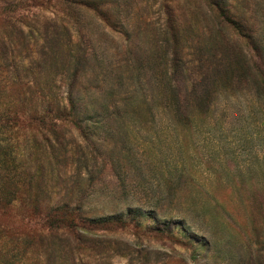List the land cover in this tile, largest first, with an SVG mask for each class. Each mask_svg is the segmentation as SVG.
Masks as SVG:
<instances>
[{
    "label": "rangeland",
    "instance_id": "rangeland-1",
    "mask_svg": "<svg viewBox=\"0 0 264 264\" xmlns=\"http://www.w3.org/2000/svg\"><path fill=\"white\" fill-rule=\"evenodd\" d=\"M57 2L0 12L11 70L0 72V103L34 91L17 73L51 83L36 93L72 89L85 119L80 129L60 123L56 136L0 121V172L15 173L18 190L0 203V264H264V232L256 243L251 230L261 199L238 180L264 175V100L254 96L264 0H88L68 22L64 74L61 43L40 37L62 17ZM185 110L189 123L178 120ZM64 203L90 218L131 207L143 225L72 220L74 232L61 227L55 239L46 218ZM167 222L173 235L154 229Z\"/></svg>",
    "mask_w": 264,
    "mask_h": 264
},
{
    "label": "trees",
    "instance_id": "trees-1",
    "mask_svg": "<svg viewBox=\"0 0 264 264\" xmlns=\"http://www.w3.org/2000/svg\"><path fill=\"white\" fill-rule=\"evenodd\" d=\"M33 2L35 5L39 6L45 3H49L50 0H0V12L3 15L7 16L9 12L14 11V6H17L19 9L25 8L28 6H33ZM13 5V6H12ZM57 5L60 7L62 11V17L58 20V23L50 24L44 27V32L40 35L41 40L43 43L49 45L51 40H57L60 44V51H61V66L60 72L64 74L68 72V61L69 59H73V51H74V42L72 37H70V26L68 22L73 18L72 11H74L73 7H78L80 9H84L88 7V0H58ZM2 10V11H1ZM79 23V19L75 20V25ZM236 25L238 31H241L242 34L245 36L246 33H243L242 26L238 24V22H233ZM54 26L55 33L54 35L57 38L53 37L49 31V28ZM78 36L83 41V36L80 30L77 29ZM251 46L253 50L256 51V55L260 54V49L257 46L256 39L253 35L249 34L248 36ZM49 43V44H48ZM44 47V45H43ZM6 47L1 49L0 51V72L9 74L11 71L8 66L7 56L5 55V51L2 52ZM65 57V60L64 58ZM13 69V68H12ZM16 72V69L14 70ZM79 71H74L72 77H76ZM255 91L254 96L256 98H261L264 100V64L263 66H255ZM14 79L17 84L22 86H26L29 89H33L34 91L29 92L30 95H17L9 102L4 104L0 103V121L3 123L12 122L16 123H34L36 125L47 127L50 131L53 130L54 135H57L55 132L57 126L60 123H72L77 128H82V122L85 119L82 117L81 114L78 112V104L81 101L80 97L76 95L72 89L70 92L65 96L61 97L60 95L54 93H43L38 92L36 90L39 88L49 87L51 83L47 80H40V79H22L21 75L14 73ZM78 79V78H77ZM5 80V79H4ZM10 80V79H9ZM208 91L207 94H209ZM28 105L29 108H23V106ZM198 105H204V101L200 100ZM180 116L178 120L189 123L192 121L191 119V111H186L181 113L178 112ZM90 118H86L88 120ZM46 141L48 138L46 136L43 137ZM7 165L8 166V159L3 157L0 158V166ZM1 169H4L3 166ZM17 176L15 173L11 175L6 172H0V203L4 205L11 203L10 196H13L15 192L18 190H10V183H15ZM240 180L241 183H246L248 186L249 182L253 183L254 185V192L255 197L258 196L261 199V203L256 206L255 211L252 214L251 219V230L254 236L256 237V243H261L260 237L264 232V186L262 188L261 183L264 184V175L263 174H253L251 176L242 175ZM260 185V186H259ZM52 214H50L47 218V225L50 227L51 235L55 239L57 238V230L62 229L61 227H67L71 231L74 232V226L67 224V221H78V225H84L83 227H112V226H124L128 223L133 222L136 226L142 227L143 223L141 219H143L140 210L131 209L129 207L124 211V213L117 215V216H101L90 218L89 216H84L82 213V208L80 206L71 208L67 204L58 205ZM54 209V210H55ZM49 223V224H48ZM169 226H168V225ZM167 226L159 227L156 226L154 229L158 231H167V233L174 234L173 232V225L167 222ZM173 224V222H172ZM148 227L147 225L144 228ZM64 229V228H63ZM77 239L78 236H77Z\"/></svg>",
    "mask_w": 264,
    "mask_h": 264
}]
</instances>
